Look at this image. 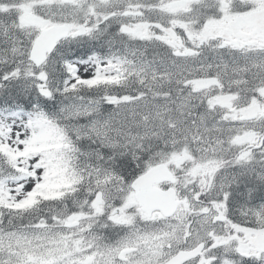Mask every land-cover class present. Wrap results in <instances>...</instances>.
<instances>
[{
	"label": "snow or ice",
	"instance_id": "6c2138e0",
	"mask_svg": "<svg viewBox=\"0 0 264 264\" xmlns=\"http://www.w3.org/2000/svg\"><path fill=\"white\" fill-rule=\"evenodd\" d=\"M0 264H264V0H0Z\"/></svg>",
	"mask_w": 264,
	"mask_h": 264
}]
</instances>
